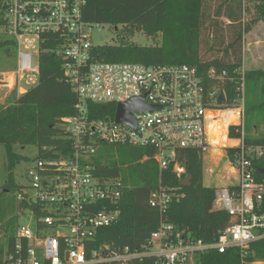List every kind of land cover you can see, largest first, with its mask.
Masks as SVG:
<instances>
[{"label": "built area", "instance_id": "2783aa9c", "mask_svg": "<svg viewBox=\"0 0 264 264\" xmlns=\"http://www.w3.org/2000/svg\"><path fill=\"white\" fill-rule=\"evenodd\" d=\"M85 0H0L4 32L15 45L17 64L13 74L18 94L39 81V57L48 51L62 60V73L77 97L75 114L62 122L67 148L54 156L29 160L16 198L28 205L27 223H18L11 251L3 264H130L142 257L158 264H195L198 253L238 248L243 255L250 242L264 237V182L255 177L252 158L264 153V146H245L238 131L244 112L243 74L240 97L232 106L213 79L221 80L212 69L207 76L188 64L144 65L110 62L97 58L92 32L99 23L83 19ZM21 80L27 84L23 89ZM224 100L218 102L220 93ZM142 97L148 108L133 112L135 127L115 121L117 106ZM114 104L113 115L93 117L86 102ZM234 110L237 119L212 140L210 129L221 124V113ZM213 125V126H212ZM212 126V127H211ZM226 127V126H225ZM226 135L228 142L222 139ZM101 145L143 147L160 169L172 165L179 176L183 168L176 161L177 150L199 149L203 157L213 152L236 149L230 174L238 181L216 188L213 207L225 210L230 224L215 241L183 236L170 223L160 220L150 234L144 251L109 244L92 246L100 228L118 220L123 184L120 175L101 178L95 174V157ZM221 158L224 156L221 154ZM204 163V162H203ZM210 178L214 170L208 166ZM170 191L159 186L149 197L150 206L163 213ZM20 214V215H21Z\"/></svg>", "mask_w": 264, "mask_h": 264}, {"label": "trees", "instance_id": "16d2710c", "mask_svg": "<svg viewBox=\"0 0 264 264\" xmlns=\"http://www.w3.org/2000/svg\"><path fill=\"white\" fill-rule=\"evenodd\" d=\"M247 13H252L245 18ZM83 19L92 23L117 27L141 28L148 36L157 38L151 45L122 41L118 44L97 45V58L110 62L142 63L144 65L188 64L202 76L212 69L223 74L213 83L224 91L226 105L232 106L240 97L242 46L245 32L255 22L264 28V0H85ZM0 12V28L3 25ZM117 31V30H116ZM118 32V31H117ZM4 50L15 48L11 39L0 41ZM10 55V54H9ZM39 81L19 96L11 95L0 104V147L6 157V178L0 179V264L5 253L11 251L21 211L27 203L16 198L21 185L14 179L15 164L21 159L34 160L41 156H54L55 151L67 148L68 138L63 118L75 114L77 97L65 82L62 60L48 51L39 57ZM244 116L247 122L238 131L232 127L229 136L241 138L245 146H264V134L251 136L252 115L264 116V68L244 71ZM93 117L113 115L114 104L86 102ZM234 110L221 113L222 129L234 122ZM243 127V126H242ZM221 129V132H222ZM228 142L226 137L222 139ZM20 145H34L37 156L24 158L14 151ZM236 149H227L233 160ZM153 150L143 147L101 145L95 157V174L101 178L120 175L123 190L119 203L120 216L109 226L99 229L92 246L109 244L128 246L144 251L150 234L162 219L170 223L183 236L205 240V230L218 236L229 224L225 210L213 209L216 189L203 182L202 151L180 149L176 161L183 172L178 176L172 165L160 169L151 156ZM257 180L264 182V153L253 157ZM190 176L189 184L182 180ZM159 186L170 192V201L163 213L150 206L149 197ZM264 264V237L250 242L243 255L238 248L220 253L204 251L195 256V264ZM95 264H117L115 262ZM130 264H158L153 258L142 257Z\"/></svg>", "mask_w": 264, "mask_h": 264}, {"label": "rangeland", "instance_id": "374dc122", "mask_svg": "<svg viewBox=\"0 0 264 264\" xmlns=\"http://www.w3.org/2000/svg\"><path fill=\"white\" fill-rule=\"evenodd\" d=\"M252 13H247L245 18L250 17ZM110 24H100L99 27L94 28L92 32V43L95 45H109V44H118L122 41L132 42L141 45H151L157 40V38H152L148 36L141 28L136 27H122L121 24H118L115 27ZM1 30V28H0ZM4 39H10L4 32L0 31V41ZM155 39V40H154ZM7 46L0 48V104L5 103L11 95L19 96L16 86L13 83L15 67L17 64V51L15 48L4 50ZM10 54V55H9ZM252 55V57H251ZM253 58V59H252ZM251 60V63H248ZM264 67V28L262 21L255 22L251 25V29L245 32L243 36V46H242V63L239 70L242 68L245 70L251 68H263ZM19 86L23 89H26L28 86L21 80ZM244 91V84H243ZM247 122L246 116L243 115L242 126L244 130V125ZM250 122V135L258 136L264 134V116H257V114L252 115ZM212 127V126H211ZM214 129H220V125L214 127ZM213 131L210 129V132ZM213 140V138H212ZM216 143L218 139L215 138ZM220 150L219 152H213L212 155H215V160L213 161L212 157H203V182L205 185L213 188H220V186H225L227 183V178L231 177L230 174V163L228 162V156L226 150ZM14 151L23 156L24 158H34L37 156V147L34 145H17L14 147ZM221 154L224 156L221 158ZM28 165V160L21 159L15 164L13 176L17 183L22 181V175L24 170ZM214 170L213 176L210 178L211 171L208 172V166ZM6 178V157L3 147H0V179L3 182ZM210 178V179H209ZM29 213L24 212L20 215L19 223H27V217ZM0 241L2 239L0 238ZM255 264H259L256 262Z\"/></svg>", "mask_w": 264, "mask_h": 264}, {"label": "water", "instance_id": "95a60500", "mask_svg": "<svg viewBox=\"0 0 264 264\" xmlns=\"http://www.w3.org/2000/svg\"><path fill=\"white\" fill-rule=\"evenodd\" d=\"M223 100H224V96H223V93L221 92L219 94V97H218V102H222ZM144 108H148V106H146L144 104L142 97L133 99V100L128 101L126 103H121L117 106L115 121L127 123V124L135 127V120L133 118V112L136 109H144ZM228 127H229V125H226V127H225L226 131H227ZM224 137H226V135H224ZM189 180H190V176H188L187 178H184L182 180V184L188 185ZM205 238L209 241H215L216 240V236L209 229L205 230Z\"/></svg>", "mask_w": 264, "mask_h": 264}, {"label": "crops", "instance_id": "0c3cea01", "mask_svg": "<svg viewBox=\"0 0 264 264\" xmlns=\"http://www.w3.org/2000/svg\"><path fill=\"white\" fill-rule=\"evenodd\" d=\"M252 57V55H251ZM253 59V58H252ZM248 63H251V60L248 62ZM264 68V67H263ZM232 176L231 177H228L227 178V183L225 184V186H228V185H232V184H235L237 183L238 181V178H237V175L236 174H231ZM210 179V178H209ZM208 186V184H207ZM213 209H216L215 207H213Z\"/></svg>", "mask_w": 264, "mask_h": 264}, {"label": "bare ground", "instance_id": "6f19581e", "mask_svg": "<svg viewBox=\"0 0 264 264\" xmlns=\"http://www.w3.org/2000/svg\"><path fill=\"white\" fill-rule=\"evenodd\" d=\"M213 126V125H212ZM222 129V124H220V129H214L213 127V131H211V135L213 138V141H215V138H217V136L219 135V133L221 132ZM218 139V138H217ZM219 141V140H218ZM215 144H217L216 142H214Z\"/></svg>", "mask_w": 264, "mask_h": 264}]
</instances>
